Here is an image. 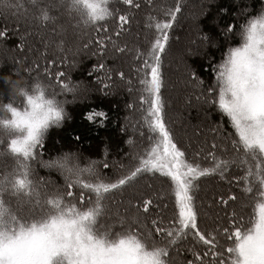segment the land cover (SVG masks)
<instances>
[{"label": "snow or ice", "instance_id": "1", "mask_svg": "<svg viewBox=\"0 0 264 264\" xmlns=\"http://www.w3.org/2000/svg\"><path fill=\"white\" fill-rule=\"evenodd\" d=\"M148 2L151 4V0ZM122 3L134 6V0H122ZM29 4L31 7L25 8L22 0H0V14H11L17 20L23 18L29 24L47 28L56 24L58 17L54 11L64 7L63 0H29ZM76 4L84 9V14L75 9L79 14L78 25L90 20L92 28H96L98 23L114 16L109 0H71L67 6L69 15ZM181 9L180 0H175V5L163 12L164 18L147 17V26L154 27L155 36L146 52L137 48L135 53L143 59L144 77L140 80L143 94L139 99L149 140L154 142L146 153L131 155L134 163L126 172L125 165L117 169L113 162L111 167L119 172L115 178L104 171L109 168L108 163L92 160L81 165L75 153H65L48 161L39 159L42 167L60 173L62 184L50 178L32 179L35 172L32 165L43 155L40 150L45 132L64 115V102L56 98L54 91L49 93V89L55 86L61 93H76L80 87L65 79L64 73L52 72L54 59H45L42 74L38 60L24 69L29 74L37 72L32 81H51L54 75V85L50 83L47 92L39 84H31L30 90L20 89L22 100L17 101L14 96H8V103L0 100V112L4 113L0 119L3 133L0 159L11 161L0 168V264H176L171 254L178 253L177 245L189 237L194 244L187 251L193 258L179 264H264V6L256 16L241 24L239 31L231 24L222 29L226 41L235 32L239 43L229 46L221 62L213 66L214 79L206 89L204 81L189 69L191 79L202 89L197 99L218 110L233 129L223 137L222 144L211 145V151L206 154L210 163L205 167L185 158L186 153L174 142L164 119L161 61L169 40L168 30ZM117 19L118 37L130 23V17L125 13ZM103 30L101 24V30L96 32L99 39L95 44L100 56H104L110 44L114 52L122 53L124 48L117 46L112 37L103 36ZM6 36L7 29L0 30V39ZM200 39L207 43L209 38ZM92 43L89 40L84 48ZM62 44L63 41L58 45L59 51H63ZM41 55L46 57L47 53ZM63 63H68L67 56ZM96 67L93 66L94 71ZM104 69L101 60L99 70ZM111 72L109 69L103 77H97V83L109 81L101 90L112 88ZM115 76L124 80L125 74L116 72ZM24 82L29 85L27 79ZM9 83L15 87L14 81L5 82L6 87ZM86 115L89 120H95L105 114L93 110ZM195 155L199 157V153ZM149 174L169 181L168 192L153 193L152 197L135 201L122 200V209L109 210L106 201L110 197L117 192L123 195L125 188ZM228 175L241 188V196L217 197V204L222 202L227 209L230 203L240 199L241 211L233 207L227 212L228 226L217 224L214 230H202L195 200L198 181L211 176L223 180ZM166 196H174L170 222L159 215L160 206L153 202V197L160 200ZM247 199L254 200L255 206L253 215L245 221L242 210ZM153 208L157 215L149 218ZM105 217L111 222H102ZM217 234L226 237V248ZM195 245H203L209 252L201 255ZM218 247L223 250L215 251Z\"/></svg>", "mask_w": 264, "mask_h": 264}, {"label": "trees", "instance_id": "2", "mask_svg": "<svg viewBox=\"0 0 264 264\" xmlns=\"http://www.w3.org/2000/svg\"><path fill=\"white\" fill-rule=\"evenodd\" d=\"M47 2V0H45ZM25 8L31 7L29 0H22ZM55 2V0H54ZM182 4V9L175 18L173 26L169 28V40L166 44V50L163 53L161 61V72H162V100L164 105V119L168 129L170 130L172 136L174 137V142L178 144L179 147L186 153V159L189 162L200 163L202 167L208 166L210 161L206 159V154L211 151V145L213 143L222 144L223 137L227 136L229 132H232L230 124L226 117H223L220 112L214 107L207 105L204 109V114L210 122L217 123L218 128L216 132L212 131L209 134L202 146H187L185 142L191 143L187 138H185V130L181 127V122L174 123L170 117V113L174 108V100L170 96L171 85L169 84L170 76L172 75L171 66V55H176L179 59L181 57V52H179L178 45L182 37H180L181 30L188 22V19L192 20L193 14L197 11L195 8L194 0H180ZM240 3L247 8V10L240 11ZM139 5V7H135ZM175 0H151L149 4L148 0H134V6L129 7L122 3V0H110L109 6L114 11V16L106 20V22H101L96 25V28L92 26L81 27L77 24V18L73 15L68 16L73 22L74 26L79 29H84L86 32L87 41L84 43L88 44L89 40L93 43L88 47L84 48L88 52L91 50L86 59H82L76 65L70 67L68 64L63 63V59L59 57V53L54 51L46 50L43 48L41 52L38 51V56L41 58L37 59L40 64V72L43 73V68L45 66V59H54L55 67L52 68V72L57 71L65 74V79H70L74 84L78 82H85L87 87L95 90L94 93L85 94L81 97V89H78L76 93L73 92H63L61 93L59 87L53 86L49 89V93L55 92L56 98L63 101V107L65 109L64 115L62 116L58 124L50 125L45 132L44 144L40 150L43 155L38 158L36 162L33 163V168L35 170L32 179L39 181L41 177L51 179L56 182V184H62L63 180L58 171L53 169H46L42 167L39 163V159L45 161L58 158L65 153H75L79 159L81 165L87 163L88 161L97 160L104 161L109 164V168L104 170L107 174H110L112 178H115L119 174L118 171L114 170L111 165L113 162L116 163L117 169L119 165H125L124 171H127L128 167H131L134 163L131 159L132 154L146 153L150 150L153 141L149 140V129L144 125V109H142L139 97L143 94L142 85L140 80L144 77V70L142 69L143 59L137 57L135 50L139 48L142 52H146L150 41L155 36L154 27H148V16H155L158 18H164L163 12L167 10L169 6H174ZM262 6H264V0H216L215 3H211L207 6L208 12L197 20H193L198 23V28L200 29V35L207 36L209 39L207 43L201 42L202 48L199 52L197 49V54L188 55L185 57L186 68L185 74L188 81L195 85V81L191 79V73L189 69L196 72L200 80L204 81V89L207 88L214 79V73L212 68L214 65H218L223 59V53L229 46H235L239 43V37L235 35V32L226 41L225 36H222L220 29H225L229 24L233 25L236 31H239L240 25L245 23L249 17L256 16ZM63 9V8H61ZM64 10V9H63ZM223 10V11H222ZM15 11V9H13ZM23 11V10H21ZM127 13L130 17V23L123 27L117 37L116 25L119 23L117 17L119 15ZM56 15V11L53 13ZM212 17L217 18L216 24L211 23ZM23 23V25H20ZM101 24H103V36H110L116 41L117 46L124 48L122 53H116L113 50V46L110 44L104 56H100L99 48L96 46L95 41L99 39L96 35L98 30H101ZM16 26V27H14ZM21 30H32L31 35H25L24 40L27 43L32 44V41L37 37V24H29L25 19L17 18L11 14L5 16L0 14V30L7 29V36L0 41L5 45L6 50H16L18 52V46L24 45L25 42L21 41V36L18 34H13V30L18 28ZM13 27V28H12ZM41 29V27H39ZM198 32V31H197ZM214 38L213 43L211 40ZM210 41V42H209ZM207 44V45H206ZM211 44V45H210ZM24 47V46H23ZM25 49V47H24ZM49 49H56L49 47ZM47 53L46 57L41 54ZM95 53V54H94ZM27 62L30 66L31 53L28 54ZM103 62L105 65L104 71L99 70V63ZM96 65L95 71L93 66ZM27 65L18 67L17 72L14 74L11 72V67L9 64H4L0 66V100L4 103H8L7 87L3 80L5 75H10L15 78L27 79L29 83L32 82V78L37 76V72L33 71L30 74L25 72L24 69ZM111 69L112 72L109 74L112 83V88H104L101 90L102 85L109 83L108 80H101L97 83V77H103L108 70ZM116 72H123L125 74L124 80L119 79L115 76ZM19 73V74H17ZM181 77V74H175ZM44 77L42 76V79ZM131 80L132 83L128 84L126 81ZM55 76L53 75L51 81H47L54 85ZM172 88V87H171ZM193 92L192 97L188 96L186 99L192 101L198 105L197 96L202 94V89L200 86H196L191 89ZM204 103V102H203ZM132 104L133 107H126ZM102 111L104 112V117L96 118L95 120H89L87 118V113L91 111ZM192 112V110H191ZM191 118H197L196 112L193 111ZM190 114V112H189ZM121 126L124 127V131H121ZM143 133V135H141ZM219 133V135H217ZM131 139V144L129 140ZM196 153H199V157H196ZM127 154V155H126ZM11 164L10 160L0 159V168L3 164ZM103 169V164L100 165ZM236 174L242 175V173L237 172ZM159 174H157V177ZM207 183V198L211 201H215L217 197H224L227 199L230 195L241 196V188L232 181V176L228 175L223 180L217 176H211L208 178L200 179L198 181V190L195 192V200L197 210L199 212V223L202 230H214L217 224H222L223 226H228V221L225 215L220 217L221 219L214 220L202 215V208L207 207L203 204L201 198L203 197L202 186ZM169 189V181L164 179H158L156 177L145 175L135 182V184L125 188L123 195L119 192L115 193L109 198L106 203L110 211H114L116 208H123L121 201H127L129 198L135 201L141 197H152L153 193L159 195L161 192L167 193ZM224 192L222 195L220 192ZM206 191V190H205ZM220 193V194H219ZM117 199L120 202H117ZM115 200L113 204L112 201ZM154 205L158 204L160 206L159 215L165 219L166 222H170L171 214L174 208V196H166L163 199L157 200L153 197ZM217 203V201H215ZM235 203L236 206L233 204ZM230 203L227 207V211H231L233 207L237 211H241L240 203L241 200L238 199L236 202ZM14 204V201H13ZM221 206L224 204L219 203ZM167 205V207H165ZM255 206V201L252 199L246 200V207L243 208L242 214L245 217V221L253 215V210ZM208 211V209L206 210ZM157 215L156 209L149 213V218L155 217ZM102 222L110 223L105 217ZM247 223L245 227H247ZM118 230V229H117ZM217 239L224 248L227 247L226 237L217 234ZM194 242L191 237L187 238L185 241L180 242L177 247L180 249L178 253L173 252L171 255L176 258V264H179L181 260L187 261L192 259V255L187 251L188 247H192ZM195 250L201 255L205 252H209V249L203 245H195ZM222 248H216L215 251H222ZM208 259H211L209 254Z\"/></svg>", "mask_w": 264, "mask_h": 264}, {"label": "rangeland", "instance_id": "3", "mask_svg": "<svg viewBox=\"0 0 264 264\" xmlns=\"http://www.w3.org/2000/svg\"><path fill=\"white\" fill-rule=\"evenodd\" d=\"M194 1V9H196L197 11L195 12V14H193L192 20L187 18L188 22L184 26V29L181 30L180 34V37H182V39L180 41V44L178 45L177 50L181 52V57L178 59L176 55L170 56L173 72L169 79V84L172 87H169L170 96H172L174 100V108L170 113V117L174 123H177L179 121L181 122V127L185 130V138H187L191 142H185L189 147L191 145L202 146L201 143H204L203 140H205V138H207L209 134H212L214 128H218V124L210 122L203 113L204 109L207 107V104L201 101L198 102L197 105L195 103H192V101H188L186 99L188 96L192 97L193 92L191 89H193L195 85L190 83L186 77L185 71L188 67L186 65L185 57H187L188 55L197 54V49L199 52L200 48H202L203 43L201 42L199 37L200 29L198 28L197 22L205 15L206 12H208L207 6L211 3H215L216 0ZM240 4V11L247 10V8L242 5V3ZM56 16L58 17L56 24H49L47 28L41 29L37 27V40L35 38L32 41V44L27 43L24 40L25 44L18 46V52L14 49L6 50L5 45L0 41V66L4 64H9L11 67V72L14 74L15 72H17L19 66L22 67L25 64L29 67V64L27 63H30V60L28 61V54L31 53V59L34 58V60L41 58L40 56H38L37 49L39 50V52H41L43 48H46V50L54 51L55 53H59V57H61L63 60L65 56H67V64L70 67L76 65L82 59H86L88 53L91 50H89L88 52L86 49H84V43L87 41V36L84 37V35H86L84 29H77L74 26L73 22L70 20L68 14L63 9L56 10ZM193 20H197V22ZM216 20L217 18L212 17L211 23L215 25ZM20 25H23V23H20ZM57 25L59 27H57ZM19 28L20 26L18 28L12 29L13 34H18L19 36H29L33 33L32 30H21ZM219 31L221 35L224 36L222 34V30L220 29ZM213 40L214 38H212L211 44L213 43ZM61 41H63V51L58 50V45ZM45 42H47V46ZM23 46L25 47V49ZM49 47H53L56 49H49ZM17 61H19L20 63H17ZM176 73L181 74V77L176 76ZM77 84L80 85L79 89H81L82 92L81 97H83V95L85 96L86 93L89 95L95 92V90L91 89L90 87H87L86 83L83 81L78 82ZM83 92L85 94H83ZM193 111L196 112V119L195 117H190L193 115ZM202 189L204 193L201 200L203 201V204H205V206L207 207L206 209L202 208V215L208 218H212L214 220H217L218 216H226L228 212L227 209H225L220 204H217L215 202L216 200L211 201L207 198L209 193H207V183L203 184ZM220 193L222 195L224 194V192L222 191ZM117 202H120V200L117 199ZM233 205L236 206L235 203ZM207 209L208 211H206Z\"/></svg>", "mask_w": 264, "mask_h": 264}, {"label": "clouds", "instance_id": "4", "mask_svg": "<svg viewBox=\"0 0 264 264\" xmlns=\"http://www.w3.org/2000/svg\"><path fill=\"white\" fill-rule=\"evenodd\" d=\"M64 2V11L67 13L68 12V4L71 2V0H63ZM110 3V0H109ZM75 9H80V14H84V9L82 8L81 5L76 4L74 6V9L72 11V15L75 16L77 19H79V14H77ZM81 27H88L91 26V21L89 20L87 24L81 23L80 24ZM4 82H16L15 87L12 86L11 83L8 84L7 87V94L9 97H15L17 101L22 100V93H20V89L24 88L26 90H30V86L31 84H39L42 88H44L47 92V89H49L51 87V84L49 82L46 81H32L31 83H29L28 86L25 85L24 79L23 78H13L10 75H5L3 77ZM63 111H65L64 107H63ZM4 118V113L0 112V119ZM0 134L2 133V130H0Z\"/></svg>", "mask_w": 264, "mask_h": 264}]
</instances>
